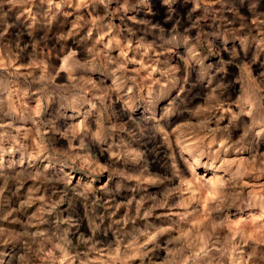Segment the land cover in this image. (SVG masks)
Masks as SVG:
<instances>
[{
    "label": "clouds",
    "instance_id": "1",
    "mask_svg": "<svg viewBox=\"0 0 264 264\" xmlns=\"http://www.w3.org/2000/svg\"><path fill=\"white\" fill-rule=\"evenodd\" d=\"M163 2L172 12L174 0ZM230 3L244 26L241 10L256 5ZM140 4L147 0H0V222L19 226H0V264H264V155L228 159L264 139V81L249 79L238 112L230 86L216 85L208 107L196 109L200 122L184 125V170L173 155L171 181L137 172V112L182 82L179 68L139 35L157 27L131 14ZM261 15L253 20L258 36L246 39L264 51ZM224 113L230 124L220 128ZM213 114L215 129L207 126ZM66 169L87 181L73 184ZM9 184L15 191L5 197ZM149 185H161V194ZM241 216L248 219H233Z\"/></svg>",
    "mask_w": 264,
    "mask_h": 264
},
{
    "label": "rangeland",
    "instance_id": "2",
    "mask_svg": "<svg viewBox=\"0 0 264 264\" xmlns=\"http://www.w3.org/2000/svg\"><path fill=\"white\" fill-rule=\"evenodd\" d=\"M136 2L137 0H133V3ZM252 3L256 7L252 9L251 13L241 10L242 14L247 17L244 26L235 16V10L231 7L230 0H223V2L221 0H200L199 6H197L196 0H174L171 5L172 12L169 11V6L164 4L163 0H147L146 5H138L136 12L131 13L138 19L147 20L150 25L157 26L155 29L142 30L139 35L145 39V43H150L155 47V54L160 55L162 60H167L179 68L178 75L182 80L179 85L160 97L154 108H144L137 112V116L143 120L141 124L142 136L132 145L137 151L143 153V159L134 166L137 172L147 168L153 176H168L171 181L173 155L176 157L177 167L181 172L184 170L178 143L184 134V125L200 122L195 115L196 109L208 107L210 103L208 97L212 95V90L216 85L224 82L230 86L232 110L238 112L239 108L236 107L235 102L245 94L249 86V79H254L257 83L264 81V51H261V46L255 39H246L249 32L253 38L259 34L253 20L254 14H264V0H252ZM17 11L13 10L9 13L10 23L15 21ZM261 19H264V15H261ZM116 22L120 23L119 20ZM128 26H131L130 22ZM13 32L15 29H11L9 35H12ZM68 44L71 46L72 41L69 40ZM56 46L53 41L49 44V50ZM257 54H259L258 60L254 59ZM181 57L184 59L181 60ZM184 60H188L190 63L188 71H185ZM26 62L23 58L20 61V63ZM262 87H264V83H262ZM169 107L171 111H169ZM217 115H212L211 122L207 125L208 128L215 129L217 127ZM177 116L180 119H177ZM241 119L247 120L248 118L242 117ZM229 124L230 116L224 113V119L219 122V127L225 128ZM237 131L242 133V129L234 130L233 135L236 139L239 138L235 136ZM261 143H264V139H261L254 152L245 150L238 155H229L228 159L247 160L254 156L264 155V149H259ZM184 158H187L186 155ZM11 159V157L5 156L6 169H8ZM204 163H207L206 158ZM8 171L11 170L8 169ZM198 171L201 175L207 173V175L213 176L210 170L203 167ZM66 172L73 177V184L87 181V177L83 173L73 172L71 169H66ZM180 179L178 176L171 186H179ZM107 182L106 176L101 177L95 186L100 189ZM29 186L25 185L22 195ZM161 188V185H149L148 192L160 195ZM14 191L12 185L9 184L5 197H10ZM46 194L52 195L51 192ZM127 194L126 192L125 195ZM70 196L71 193L64 197L66 203L62 206V211L67 209V200ZM12 200L13 207L17 206L16 198L12 197ZM35 210L36 206L34 205L28 210V214L31 215ZM233 219L244 220L248 217H233ZM0 226L10 229L19 227L8 221L0 222ZM7 251L11 254L14 251L13 246L8 245ZM5 264H7V258ZM135 264H139V262L136 261Z\"/></svg>",
    "mask_w": 264,
    "mask_h": 264
},
{
    "label": "bare ground",
    "instance_id": "3",
    "mask_svg": "<svg viewBox=\"0 0 264 264\" xmlns=\"http://www.w3.org/2000/svg\"><path fill=\"white\" fill-rule=\"evenodd\" d=\"M257 68H258V67H257ZM259 149H260V150L264 149V143H261V144L259 145ZM182 167H183V165H182Z\"/></svg>",
    "mask_w": 264,
    "mask_h": 264
}]
</instances>
